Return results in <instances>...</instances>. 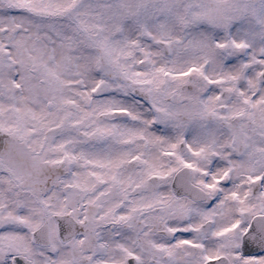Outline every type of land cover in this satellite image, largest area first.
<instances>
[{
  "label": "rangeland",
  "instance_id": "1",
  "mask_svg": "<svg viewBox=\"0 0 264 264\" xmlns=\"http://www.w3.org/2000/svg\"><path fill=\"white\" fill-rule=\"evenodd\" d=\"M256 8L264 10V3L0 0V148L28 146L31 158L41 148L45 167L69 165L60 178L81 188L98 179H114L121 190L142 183L130 206L155 204L157 217L159 208L169 210V215L163 213L168 231L156 240L161 264H202L225 252L231 264L237 235L225 232L221 238L217 232L231 229L233 222L213 232L196 233L194 228L237 212L235 200L229 202L226 193L219 197L214 189L211 206L174 200L166 183L172 170L159 154L173 148V133L185 136L190 148L182 158L200 183L203 145L213 147L215 141L204 142L199 131L206 126L197 118L217 110L218 92L229 91L231 109L247 108L250 97L256 100L248 108L264 106V91L253 95L264 71V13ZM256 11L259 17L254 18ZM240 42L253 46L240 48ZM225 57L231 59L221 70ZM144 60L147 66H140ZM208 62L214 76L222 71L224 78L226 72L233 82L211 87ZM234 85L244 94H237ZM135 91L145 98L142 102ZM185 127L192 129L188 135ZM146 149L151 153L137 160L133 173L128 161H136ZM216 167L209 183L218 176ZM151 173L162 178L155 192L146 191L150 186L144 183ZM5 179L0 173V180ZM5 185L0 182V189ZM114 207L115 202H108L102 210Z\"/></svg>",
  "mask_w": 264,
  "mask_h": 264
},
{
  "label": "flooded vegetation",
  "instance_id": "2",
  "mask_svg": "<svg viewBox=\"0 0 264 264\" xmlns=\"http://www.w3.org/2000/svg\"><path fill=\"white\" fill-rule=\"evenodd\" d=\"M258 1L264 3V0H255L256 3ZM256 10L264 13L262 9ZM253 16L259 17V12L256 11ZM257 26H260L259 22ZM229 42L235 44L232 38ZM240 45V48L243 46L247 50L253 46L248 42H240ZM219 48L223 49L221 44ZM230 59L225 57L221 70L226 69ZM144 61L147 66L148 61ZM211 71V87L215 88L219 81L222 84L233 82L226 72L222 78V71L219 76L213 75L212 68ZM200 76L203 78L201 72ZM257 81L259 89L253 95L256 91H264V71ZM235 89L237 94H244L241 87L235 86ZM134 94L139 102L145 99L138 91ZM217 95L220 98L217 110L210 111L211 114L205 119L197 118L200 126L202 123L206 126L204 131H199L204 142L215 141L213 147L203 145L200 154L204 165L202 182L194 180V168L182 158L190 148L186 137L173 133L174 139L177 136L173 148L159 154L172 170L166 183L172 192L175 175L187 170L192 184L204 193L205 198L201 202H194L189 198L177 197L172 192L174 200L183 199L192 204L205 203L211 206L216 198L212 196V189L219 197L226 193L229 202L234 203L235 200L236 206L233 208L237 212L206 219L194 231L213 232L219 225L228 226V223L233 222V230L229 228L217 232L221 238L226 235L225 232L237 235V256L231 264H236V261L243 264L246 260H264V252L245 256L240 252L241 240L252 220L264 218V106L248 108V104L256 100L250 97L247 108L231 109L227 101L229 91L221 90ZM212 120L215 124L210 123ZM185 128L186 135L191 133L192 129ZM145 151L134 157L136 161H128V168L132 167L133 173L134 167L138 166L137 160L145 159L147 152L151 153L149 149ZM32 154L36 157L31 158L28 146L0 148V173L7 177L0 180L6 183L5 188L0 189V264H161L157 259L160 248L156 240L164 237L168 231V226L163 223V213L168 214L169 210L158 207L160 217H157L155 204L141 208L130 206L133 198L144 187L142 183L138 186L130 184L123 190L114 179L94 180V185L86 188L65 184L60 173H66L69 165L54 164V168H46L41 148ZM218 164V176L209 183L208 178ZM160 177L159 173L147 175L144 183L150 187L146 191L158 190ZM108 202H115V207L102 210V205ZM228 209L232 210L230 207ZM216 259L224 260L225 264L231 262L229 253L225 252L222 256L204 260L202 264Z\"/></svg>",
  "mask_w": 264,
  "mask_h": 264
},
{
  "label": "water",
  "instance_id": "3",
  "mask_svg": "<svg viewBox=\"0 0 264 264\" xmlns=\"http://www.w3.org/2000/svg\"><path fill=\"white\" fill-rule=\"evenodd\" d=\"M145 65L146 61L140 63V66ZM171 189L175 196L189 198L194 202H201L205 198L204 193L192 184L187 170H181L175 175ZM240 244V252L243 256L264 252V218L257 217L252 220ZM205 264H225V262L216 259Z\"/></svg>",
  "mask_w": 264,
  "mask_h": 264
}]
</instances>
